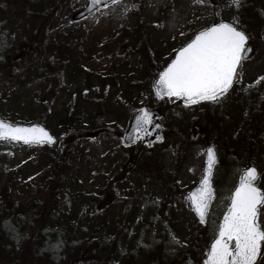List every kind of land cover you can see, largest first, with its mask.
Masks as SVG:
<instances>
[{"label":"rangeland","instance_id":"1","mask_svg":"<svg viewBox=\"0 0 264 264\" xmlns=\"http://www.w3.org/2000/svg\"><path fill=\"white\" fill-rule=\"evenodd\" d=\"M23 1L0 0V119L39 123L57 142L0 140V206L8 214L0 263L23 264L21 251L29 249L33 264H65L95 244L105 247L96 264H203L244 164L259 170L264 191V106L244 113L241 104L242 93L245 100L259 87L264 97V0H239L238 8L232 0H120L76 26L71 17L87 0H38L47 20L21 26ZM221 20L238 23L255 48L230 91L187 106L157 98V73ZM33 25L46 35L37 39L41 51L34 39L23 42ZM46 59L58 89L44 107L37 99L54 84L35 71ZM143 106L162 110L163 140L125 147L129 119ZM209 145L219 157L216 198L201 224L186 193L201 178ZM52 156L61 162L53 165ZM47 233L56 235L54 245Z\"/></svg>","mask_w":264,"mask_h":264},{"label":"snow or ice","instance_id":"2","mask_svg":"<svg viewBox=\"0 0 264 264\" xmlns=\"http://www.w3.org/2000/svg\"><path fill=\"white\" fill-rule=\"evenodd\" d=\"M94 2L100 3L101 0ZM232 4L238 8L239 0H232ZM248 39L238 23L221 20L202 28L159 72L154 85L156 95L182 98L186 106L201 101H217L233 85L237 68L249 51ZM135 119L137 132L147 134V125L153 123L152 114L141 109ZM0 139L40 145L51 144L54 136L39 123L24 126L0 119ZM156 139L163 137L157 136ZM206 157L200 186L191 196L201 222L205 220L213 197V147L206 149ZM258 177L255 166H245L241 170L223 219L215 226L214 239L203 264H256L258 255L264 256V191L257 186Z\"/></svg>","mask_w":264,"mask_h":264},{"label":"trees","instance_id":"3","mask_svg":"<svg viewBox=\"0 0 264 264\" xmlns=\"http://www.w3.org/2000/svg\"><path fill=\"white\" fill-rule=\"evenodd\" d=\"M38 0H24L23 1V5L24 7L21 9V13L17 14V20H20V25L24 26L26 24H32L33 20L37 19V20H47V9L43 7V5H41V1L38 3ZM37 13H35V12ZM82 22V21H81ZM216 22V21H214ZM212 22V23H214ZM79 23V22H77ZM71 24H73L74 26L78 25L76 23L71 22ZM45 33L41 31V29L37 28L36 26L33 25V30L31 31V33H29V36L24 37L23 42L24 43H28L31 45L33 39L35 40V43H32V45L36 46V49L38 51H41L42 47V43L45 40ZM37 39H41V42L39 45H37ZM66 42L61 44V50L66 49ZM54 45V44H53ZM57 45V44H56ZM68 45H70V43H68ZM32 47V46H31ZM21 62L24 63L25 62V58L21 59ZM150 63V61H149ZM52 64L50 63V59H46L45 61L41 62L40 65L38 66V68L35 71V76L43 79L44 77H50V84H54L53 87L51 89H48L47 91H45L42 95H41V99H37V101L39 102V104H41L42 106H49L51 104V102L54 99V96L57 92L58 89V82L57 79L55 77L54 74V70L52 69ZM210 112V114H212V112H214V110H205L203 112V114L205 115L206 113ZM218 112V111H217ZM202 116V115H201ZM75 138L76 136H74L73 134H71L69 136V138H67V142L66 145H70L69 148H72V145L75 144ZM47 147L49 145H46ZM61 157L62 156H56V157H50L48 158L50 162L53 163V165L58 164L59 162H61ZM6 209L4 206H0V229L2 227L3 222L7 219L8 214H6ZM41 227V226H40ZM43 230V226L41 227L40 231ZM43 233V232H42ZM1 235V233H0ZM45 235V234H44ZM48 237H49V244L50 245H54L56 242V235L52 234V233H47ZM105 249V247L102 245L101 248H99L97 245L95 244H90V246H88L87 248H82L80 250L76 251V254L72 257H70L65 264H96L97 259H99L101 257V255L103 254V250ZM28 254H26L24 251H21L20 256L22 258V262L23 264H33L31 261L32 258V253L29 249H25ZM2 260V259H1ZM18 260H2V262L0 264H18Z\"/></svg>","mask_w":264,"mask_h":264},{"label":"water","instance_id":"4","mask_svg":"<svg viewBox=\"0 0 264 264\" xmlns=\"http://www.w3.org/2000/svg\"><path fill=\"white\" fill-rule=\"evenodd\" d=\"M117 1H119V0H116V2ZM111 4H113L112 0H101L100 3H95L94 0H87L86 7L84 9L76 12L75 14H73L71 20H72V22H79V21H81V20H83V19L91 16L95 12H97V11H99L101 9H104V8L110 6ZM247 48L249 49V51L246 52L245 59H248L253 54V46L251 44H248V41H247ZM237 70H238V68H237ZM157 79H159V73H158V75L156 76V78L153 81V89H154L155 95H156V90H155V86L154 85H155V81ZM234 80H235V78H234ZM158 98L161 99V100H164V99H171V98H175V97L159 96ZM180 100H181L182 103H184L182 98ZM141 109L148 110V108L144 106V107L140 108L139 110H137L131 116V118L129 120V123H128V126H127V129L125 130V132L123 133V136H122V141H123V143H124L125 146H131V145L135 144L136 141L139 140L140 138H142L143 141L145 143L149 144V145H153L156 142L162 140V139H160V140L156 139L157 136L163 137L162 126L156 120L157 117H160L161 116V112L158 109H154V110H150V111L148 110L152 114L153 123L150 124V125H147V134H145L144 131L137 132V130H136V119H135V117L140 114V110ZM157 124H159L160 127H156ZM24 126H30V125H24ZM49 134L51 135L50 132H49ZM0 140H3V139H0ZM19 143H23V142H19ZM55 143H56V139L54 138V141L51 143V145L52 144H55ZM209 147H213V146H209ZM214 151H215V149H214ZM206 160H207V157H206V154H205V166H204V169L206 167ZM217 164H218V158H217L216 151H215V161H214V164H213L212 175H211V184H212V189H213V197H212V199L209 202V206H208V209H207V212H206V215H205V220L202 223H205L206 222L207 213H208L209 208H210V205H211V203H212V201H213V199L215 197V190H214V187H213L212 179H213L214 170H215V167H216ZM203 173H204V170H203ZM202 176H203V174H202ZM199 186L200 185L198 183V185L193 190H191L190 192L187 193V197H188V199L190 201V205H191V207H192V209L194 211V214L200 220L199 215L195 212L194 206L191 203V196H192L193 193L196 192V190H197V188ZM210 245H209V247L207 249V252L210 249ZM207 252H206V255H205L204 260L207 257Z\"/></svg>","mask_w":264,"mask_h":264},{"label":"bare ground","instance_id":"5","mask_svg":"<svg viewBox=\"0 0 264 264\" xmlns=\"http://www.w3.org/2000/svg\"><path fill=\"white\" fill-rule=\"evenodd\" d=\"M244 93L241 94V104L243 112L248 111V105L251 106V109H258L259 107L264 106V97L262 95V88H257L255 92L247 93V98L245 100L242 99Z\"/></svg>","mask_w":264,"mask_h":264}]
</instances>
